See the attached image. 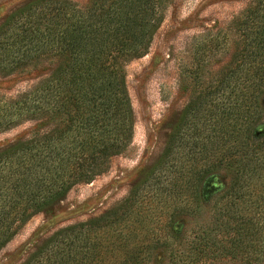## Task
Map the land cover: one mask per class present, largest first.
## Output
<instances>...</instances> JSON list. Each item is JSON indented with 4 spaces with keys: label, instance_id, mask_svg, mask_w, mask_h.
<instances>
[{
    "label": "trees",
    "instance_id": "1",
    "mask_svg": "<svg viewBox=\"0 0 264 264\" xmlns=\"http://www.w3.org/2000/svg\"><path fill=\"white\" fill-rule=\"evenodd\" d=\"M166 6L31 0L0 24L1 72L53 66L0 105V131L34 125L28 138L0 150V249L32 215L106 171L130 146L125 66L146 54ZM225 35L227 61L195 82L148 174L101 215L55 231L23 264H141L172 243L178 216L204 215L214 224L201 245L213 232L216 248L221 237L236 244L250 232L243 225L252 222L251 209H264V0L235 15ZM219 170L228 180L212 198L205 181Z\"/></svg>",
    "mask_w": 264,
    "mask_h": 264
},
{
    "label": "rangeland",
    "instance_id": "2",
    "mask_svg": "<svg viewBox=\"0 0 264 264\" xmlns=\"http://www.w3.org/2000/svg\"><path fill=\"white\" fill-rule=\"evenodd\" d=\"M29 1L0 0V24ZM68 1L83 7L89 0ZM251 1L167 0L146 54L125 66L134 119L130 146L110 159L106 171L90 182L75 184L20 225L1 247L0 264H23L55 231L97 217L128 195L159 159L195 82L207 79L209 71H218L227 61L229 50L222 48L227 24ZM52 67L43 62L41 67H20L13 73L0 71V105L48 76ZM33 127V122L26 121L0 131V150L28 138ZM227 180L226 170L209 175L205 181L208 196L220 195ZM251 211L252 222L243 225L250 232L237 236L236 244L221 237L218 248L214 232L201 245L204 235L215 229L204 215L178 216L168 240L172 243L155 248L141 264H264V209L254 206Z\"/></svg>",
    "mask_w": 264,
    "mask_h": 264
}]
</instances>
